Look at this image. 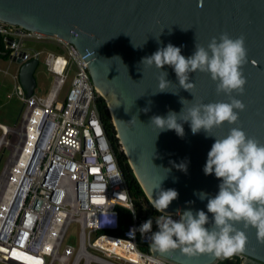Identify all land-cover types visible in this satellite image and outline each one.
<instances>
[{
    "label": "water",
    "instance_id": "obj_1",
    "mask_svg": "<svg viewBox=\"0 0 264 264\" xmlns=\"http://www.w3.org/2000/svg\"><path fill=\"white\" fill-rule=\"evenodd\" d=\"M0 20L73 45L88 65L120 150L146 199H155L161 189H175L179 195L167 213L203 210L211 222L207 198L201 200L199 193L215 197L219 191L221 181L203 172L214 137L224 138L235 127L264 145V0H0ZM223 33L245 39L247 58L241 71L247 83L243 95L231 94L245 109L234 124L214 127L211 136L203 130L192 134L182 119L188 108L198 103H228L230 97L217 93L218 81L213 82L206 72L189 73L187 82L194 84L190 93L180 87L172 67L157 69L143 64L142 58L169 43L180 47L181 55L188 58L195 44L207 49L211 39L219 42ZM16 62L27 97L35 86L37 59ZM162 71L171 83L165 92H158ZM169 111L177 113L178 122L183 123V138L174 130L158 132L150 124L151 117H164ZM182 163L186 172L177 167ZM235 227L247 237L243 252L235 255L240 264H264V243L258 240L256 229ZM149 249L153 257L173 264H216L221 259L211 253L188 257L179 249L161 253L152 243Z\"/></svg>",
    "mask_w": 264,
    "mask_h": 264
},
{
    "label": "built area",
    "instance_id": "obj_2",
    "mask_svg": "<svg viewBox=\"0 0 264 264\" xmlns=\"http://www.w3.org/2000/svg\"><path fill=\"white\" fill-rule=\"evenodd\" d=\"M0 38V59L38 63L42 56L52 77L44 95L26 97L18 70L12 75L23 105L19 124L0 122V139L8 147L14 139L0 174V264H173L153 257L151 233L139 231L152 219L154 232L161 213L147 200H140V212L133 206L134 215L126 207L132 200L99 121V95L82 55L61 39L1 20ZM117 206L129 212L120 234ZM71 222L79 227L77 247L63 245Z\"/></svg>",
    "mask_w": 264,
    "mask_h": 264
},
{
    "label": "clouds",
    "instance_id": "obj_3",
    "mask_svg": "<svg viewBox=\"0 0 264 264\" xmlns=\"http://www.w3.org/2000/svg\"><path fill=\"white\" fill-rule=\"evenodd\" d=\"M246 58L244 37L233 39L223 33L219 42L213 37L207 49L195 44V51L188 58L181 55L180 47L169 43L158 48L151 56L142 58V63L154 65L157 69H162L165 65L172 67L180 87L186 91L194 87L193 83L187 82L189 73L206 72L213 82L218 81L217 93L229 96V102L194 104L182 117L183 123H189L192 134L203 130L211 136L209 133L214 127H219L224 122L234 124L239 112L245 109L244 103L231 94L244 93L247 81L241 66ZM163 73L158 81V92H165L171 83L166 79L167 73ZM184 100H180L183 106ZM144 111L147 112L148 109ZM182 111L184 107L180 113ZM177 115L169 111L164 117L153 116L150 124L158 132L174 130L177 136L183 138V123L178 122ZM214 138L203 172L205 175L214 174L221 181L219 191L215 197L199 193L201 200L207 198L206 208L212 214V220L210 222L203 210L195 213L192 210L178 212V219H173L166 210L179 194L175 189L159 190L156 198L150 200L156 212L161 213L155 218L159 230L153 233V220L148 219L140 226L139 231L141 235L151 233L152 246L161 253L179 249L188 257L198 253H211L217 258H231L243 252L247 239L245 231L235 227L237 224H242L244 230L249 227L256 229L258 240L264 243V145L235 127L229 130L226 137ZM177 167L181 171H187L186 164L182 163ZM126 207L135 214L131 202ZM209 224L210 227H205Z\"/></svg>",
    "mask_w": 264,
    "mask_h": 264
},
{
    "label": "rangeland",
    "instance_id": "obj_4",
    "mask_svg": "<svg viewBox=\"0 0 264 264\" xmlns=\"http://www.w3.org/2000/svg\"><path fill=\"white\" fill-rule=\"evenodd\" d=\"M35 48L40 49L41 45H35ZM19 64L17 62H9L5 59H0V122L9 126L14 124H19L20 111L23 105V101L16 96L13 92L14 80L12 75L17 72ZM4 71H7L5 74ZM33 76L35 79V86L33 88V93L36 95H44L51 83V75L45 70L42 64V56L39 57L37 66L34 69ZM70 74L66 80L63 89L60 92L59 97L63 98L66 90L70 85ZM14 139H9L10 146H6L0 151V174L7 162L8 155L10 153L11 144H13ZM78 223L71 222L68 226L63 245H69L77 247L78 243ZM121 264V262H117Z\"/></svg>",
    "mask_w": 264,
    "mask_h": 264
},
{
    "label": "trees",
    "instance_id": "obj_5",
    "mask_svg": "<svg viewBox=\"0 0 264 264\" xmlns=\"http://www.w3.org/2000/svg\"><path fill=\"white\" fill-rule=\"evenodd\" d=\"M0 48H1V38H0ZM96 108L103 132L109 143L111 152L115 158V162L120 171L121 177L126 185L128 194L131 197L132 204L135 207L136 211L140 212L141 211L140 200H147V199L144 193L142 192L138 182L136 181L130 167L128 166L123 153L120 150L111 123V119L108 110L106 108L105 101L100 96H98L96 99ZM117 210L119 214V224H120V230L117 232V234H120V231L125 228V224L129 221V212L127 209L120 206H117ZM142 251L147 252V249L142 248ZM216 264H240V258H238L235 255L228 259L221 258Z\"/></svg>",
    "mask_w": 264,
    "mask_h": 264
},
{
    "label": "bare ground",
    "instance_id": "obj_6",
    "mask_svg": "<svg viewBox=\"0 0 264 264\" xmlns=\"http://www.w3.org/2000/svg\"><path fill=\"white\" fill-rule=\"evenodd\" d=\"M7 144H8V143L6 142L5 139H0V147H1L2 145L7 146ZM17 158H18V156H17ZM16 162H17V159L14 161V164H15ZM9 164H11L10 167H12V165H13L12 159L9 160L8 165H9Z\"/></svg>",
    "mask_w": 264,
    "mask_h": 264
}]
</instances>
